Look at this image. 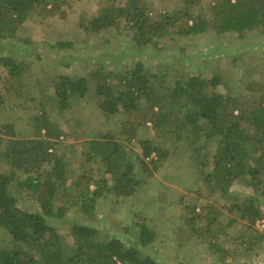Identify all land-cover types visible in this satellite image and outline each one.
Here are the masks:
<instances>
[{"label":"trees","instance_id":"16d2710c","mask_svg":"<svg viewBox=\"0 0 264 264\" xmlns=\"http://www.w3.org/2000/svg\"><path fill=\"white\" fill-rule=\"evenodd\" d=\"M117 1L101 6L81 26L90 34L111 31L124 36L129 39L131 53L142 54L149 47L163 51L165 47L159 44L171 35L232 32L244 36L254 30L264 35V0H185L183 8L157 17L143 0ZM198 3L196 11L192 6ZM66 4L67 0H0V41L18 38L20 27L30 19L43 22L49 17H64ZM71 45L68 39L56 44L59 49ZM1 59L9 73L18 77L17 92L22 95L29 66L14 57ZM101 67L89 77L58 76L54 91L42 104L41 115L32 123L33 136H17L12 122L0 124V264H167L158 262L146 250L159 240L150 221L137 219L125 225L127 233L133 227L137 231V243L133 244L110 231L115 217H103L99 207L103 199L113 195L116 199L111 210L116 213L122 202L135 196L168 159L169 152L160 148L156 149V158L150 157L153 147L148 140L141 141L142 155L130 145L142 123H152L156 130L174 133L178 140L189 144L213 139V147L202 155L197 170L213 194L231 201L230 225L242 221L244 227L229 239L226 229L216 227L224 215L221 209L201 205L199 198L182 194L178 201L186 212L178 218L183 219L188 233L183 235V228L177 231L182 226L165 228V238L160 239L182 249L221 252L222 259L235 253L239 238L249 250L262 247L264 232L253 235L252 227L264 218V76L242 82L243 92L253 97L249 107L241 100L243 92L224 94L217 90L221 84L219 74L207 78L187 71L170 77L154 72L140 60L121 72H107ZM93 78L96 84H92ZM93 99L106 115L129 117L148 110L141 121L125 120L130 127L127 132L121 130L120 135L127 133L126 138L108 132L85 142L80 165L84 168L97 160V177L71 173L69 155L60 149V139L68 133L48 110L51 105L61 113L75 103ZM5 103L0 90V111ZM4 163L9 167L3 168ZM236 184L252 191L240 198L234 189ZM14 186L35 201V209L22 205L13 192ZM100 221L107 222L108 228L100 227ZM204 221L207 225L201 228ZM221 233L229 246L235 245L233 248L224 249L213 239ZM5 238L10 240L5 243Z\"/></svg>","mask_w":264,"mask_h":264},{"label":"rangeland","instance_id":"374dc122","mask_svg":"<svg viewBox=\"0 0 264 264\" xmlns=\"http://www.w3.org/2000/svg\"><path fill=\"white\" fill-rule=\"evenodd\" d=\"M109 1L111 0H67V4L63 7L64 17H49L43 22L30 19L20 27L18 38L0 41V90L6 98L4 109L0 111V124L12 122L18 133L17 136H33L32 123L41 115L42 104L47 102L48 95L54 91V82L58 76L70 74L89 77L102 66L101 64L105 66L101 68L107 72L125 71L140 60L154 72L168 73L170 77L187 71L197 72L196 74L207 78L219 74L221 84L217 90L224 94L239 92L240 95L244 91L243 81L264 76V35L257 30L248 31L244 36L232 32L221 35L208 33L192 37L171 35L161 40L159 45L165 47L163 51L149 47L142 54L131 53L129 39L124 36H116L111 31L97 35L84 31L81 22L97 14L100 7ZM117 2L122 3L124 0ZM143 2L154 17L160 13L181 9L186 5L185 0H143ZM199 6L198 3L192 7L197 11ZM67 39L70 40L71 46L63 49L56 46L59 40L67 41ZM4 57H14L29 66L24 78L26 82L22 88V95L17 92L20 81L18 77H13L9 73V69L1 59ZM96 83L93 78L92 84ZM97 98L102 100L99 95ZM242 99L247 105L250 104L249 107L252 106L253 97L246 91ZM48 110L51 117L68 133L67 137L60 139L62 142L60 149L65 150L69 155L71 173L75 175L85 173L93 177H97L100 173L97 160L91 161L89 166L84 168L80 165L85 142L100 138L108 132L116 137L126 138L127 133L120 135L121 130L127 132L130 127L125 120L141 121L148 113V110H145L136 111L129 117H124L123 114L106 115L99 108L96 99L87 103H75L61 113L54 110L51 105L48 106ZM142 140H148L153 147L150 157L156 158V149L160 148V151L165 149L169 152L168 159L159 171H155L154 175L145 181L142 189L135 196L122 202L121 208L116 213L111 210L112 201L116 199L113 195L101 201L99 207L103 212L102 216L112 214V217H115L110 231L127 237L129 242L136 244L137 231L133 227L131 233H127L125 225L137 219L150 221L159 233V240L146 250L161 263L264 264V244L262 247L257 246L249 250L247 245L241 243V238L236 240L238 246L235 253L232 256L228 254L224 259H222L224 254L221 252L206 248L199 250L194 247L182 249L177 244H168V240L160 239L164 237L165 228L167 230L182 226L177 231L180 232L183 228L181 233L183 235L188 233L186 229L189 228L184 226L183 219L178 218L181 212H186V207L178 201L182 194L199 198V204H211L221 209L224 215L216 227L226 229L229 239L233 233L240 234L244 227L242 221L237 225H230L231 201H227L219 193L213 194L204 184L197 170L202 155L213 147V139L202 138L189 144L187 140H178L174 133L156 130L152 123H142L136 137L130 142V145L141 155L144 154ZM2 167L9 166L4 163ZM139 173L143 179L145 175L142 170ZM13 188L14 194L21 198L24 207L36 208L35 201L27 199L16 186ZM234 189L240 198H244L246 193L252 191L243 184H236ZM262 200L264 212V197ZM188 202L191 201L188 199ZM197 208L199 210V205ZM95 224L97 225V221ZM98 224L100 227L108 228L107 222L100 221ZM62 225L64 228L68 226L65 223ZM206 225L207 221H204L200 227ZM257 232H264V218L252 227V234L256 235ZM213 239L222 244L224 249L235 246L234 244L229 246L226 240L224 241L223 233ZM4 240L6 241L3 242L6 243L10 239ZM7 245L10 246L11 243Z\"/></svg>","mask_w":264,"mask_h":264}]
</instances>
